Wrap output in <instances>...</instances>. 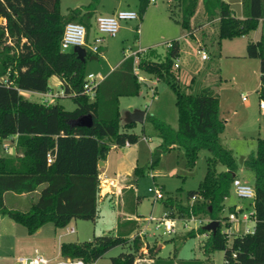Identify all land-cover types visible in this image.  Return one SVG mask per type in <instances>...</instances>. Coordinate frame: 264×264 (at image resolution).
Returning a JSON list of instances; mask_svg holds the SVG:
<instances>
[{
  "label": "trees",
  "instance_id": "16d2710c",
  "mask_svg": "<svg viewBox=\"0 0 264 264\" xmlns=\"http://www.w3.org/2000/svg\"><path fill=\"white\" fill-rule=\"evenodd\" d=\"M169 1V18L188 36H192L191 19L199 3L208 22L217 21L219 40L246 37L264 20V0H242V18L236 17L224 0ZM99 3L100 0H89L86 6L63 15L60 0H0V79H6L0 80V143L16 137L17 151L15 156L0 157V216L24 227L29 236L49 223L64 229L72 220L94 221L100 185L98 163L105 161L112 146L135 144L139 138L130 132L137 123H124L119 109L120 98L135 97L141 89L134 73V57H125L98 84L94 98L90 99L83 84L87 60L94 54L87 50L82 61L72 49H60L64 27L70 22L83 25L86 42L93 43L96 34L92 35L91 19ZM148 5L149 0H138L139 19ZM245 49L247 58L259 60L258 95L259 101L264 102V36L256 42L248 41ZM147 52L159 58L155 50ZM179 55V41L173 40L162 60L143 57L137 62L139 71L163 80L174 93L177 128L153 114L145 115L142 134L144 123L149 124L161 144L151 153L147 166L134 168L133 183L153 170L171 147L182 152L187 168L195 166L200 151L208 152L204 178L196 190L187 192L186 203L168 197L163 205L176 213V218L189 220L206 215L210 221H219L215 234L204 231L203 226L187 233L191 238L207 235L202 245L207 259L213 252L223 251L225 264H264V138L256 140L255 151L243 161L244 168L254 175V233L232 236L229 242L228 235L221 231V220L225 221L226 215L235 210V205H227V200L238 167L233 152L221 143L225 124L220 118L218 97L208 90L186 93L180 87L177 68L174 69ZM50 78L60 81L63 94L75 105L74 110L67 111L58 103L32 102L22 96L21 92L51 93ZM84 115L92 118L90 128L70 125ZM48 155L51 163H47ZM218 166L223 170L219 171ZM5 194L36 196L28 210L21 212L5 205ZM170 217L173 218L172 213ZM139 242L136 238L105 235L92 241L61 243L59 253L72 262L94 264L110 250L127 247V252L111 257L110 262L135 264ZM152 252L149 249L148 255ZM180 264L202 263L192 259Z\"/></svg>",
  "mask_w": 264,
  "mask_h": 264
},
{
  "label": "rangeland",
  "instance_id": "374dc122",
  "mask_svg": "<svg viewBox=\"0 0 264 264\" xmlns=\"http://www.w3.org/2000/svg\"><path fill=\"white\" fill-rule=\"evenodd\" d=\"M122 1L123 4L126 2L127 4L135 3V0ZM88 3L89 0H60L61 12L63 15H67L69 10L86 6ZM226 3L230 5L236 17H243L242 0H226ZM103 4L105 8H110L115 6L116 2L115 0H103ZM101 5L102 1L100 0L96 12L91 19V23L93 24L92 35H97L95 19L96 15L103 14ZM168 5H171L169 0H155V3L148 5L150 14L145 25H143L140 19L121 22L120 25L122 27H130V31L120 35L121 32L119 29L116 34L117 37L103 36L102 45L105 43L107 45L112 44V48L108 49L111 53L110 57L116 55L117 58H123L125 55L138 52V61L143 57L151 61L162 60L168 43L173 40L178 41V39H174L173 36H175V34L184 35L187 33L179 24L173 20H168ZM123 6L125 7L126 5ZM156 9L159 12H156ZM197 9L196 17L193 21L195 29H198L195 38L198 40V49L206 51L209 59L206 62L201 60V54L197 53L196 50V39L186 34L187 36L181 43V76L180 80H177L180 87L186 93L200 92L198 90L194 91V89L205 73L209 72L212 74V78H215L216 81L219 82V88L222 90L223 96L230 102L228 108L229 114L237 112V117H234V119L235 121L242 119L243 125V127H241V133L238 135L237 133H233L232 127H229L227 134L222 136L221 143L224 147L227 149L230 148L233 152L238 167L236 173L237 179L239 178L240 181L249 186H253L254 175L250 170L244 168L243 161L250 152L256 149L257 131L260 127L262 128V132L264 131V114L260 115L259 113V61L257 59L245 58L244 55L246 54L245 48L248 41L252 40L256 42L264 36V21L259 24L256 30L249 33L245 38L237 37L219 40L217 37V21L208 22L203 13L201 3H199ZM161 13L165 15L164 20L158 19V17H161ZM206 23L208 25L204 29L202 24ZM213 26L216 28L214 35L212 34ZM137 27L141 33H137ZM201 27L202 29H200ZM91 42L92 40L89 44H91ZM150 50H155L159 58L149 56L147 51ZM100 58L101 57H99V61H102ZM87 63L92 65L93 63H97V61H90L88 59ZM176 64L177 62L175 61L174 69H176ZM195 70H198L200 74L198 75L195 73ZM87 71L89 70L87 69ZM178 73L177 69V77H179ZM137 74L138 76H143L147 81L145 83L139 82L141 89L137 96L120 98L119 109L122 118L124 119L128 108L132 107L142 110L146 114H153L155 117L164 120L168 125L176 129L177 112L175 108V95L172 90L163 80H159L157 77L149 76L141 71H138ZM191 81H193V84H191ZM48 84L52 89L51 97L52 95H56L52 100L49 99V103H58L67 111L75 109L73 102L63 94L58 79L50 78ZM21 93L22 96L29 101L44 102V99L37 94ZM243 97L246 99L245 101L242 100ZM133 129L135 133L140 136L143 135L141 131L142 124L137 123ZM143 129L146 136H150V142L148 143L150 150L148 149L147 143L145 144L143 141L139 143V167H145L150 163L151 152L156 149L157 143L161 141L156 136V133H154L155 130H153L149 124L144 123ZM262 132L260 131V134L264 136ZM226 135H229V137L226 138ZM121 152L126 151L114 150L110 154L111 159L115 158L114 155H117L116 153ZM208 157H210L208 152L200 151L195 166L193 168H187L182 152L175 148L165 153L153 170L135 179L134 191H130L129 196L136 194L140 197L141 201L140 204L137 205V211L144 216V218L149 219L151 217L154 220L168 212L169 214L172 213L173 219L176 220L174 233H166L163 227H157V223L151 221L146 222L143 220L140 222L141 224L136 225V233L129 238L130 240L136 238L140 241L138 244L139 251L135 254V264L140 263V261L146 257H153V259H155L156 255L162 250V244L167 245L166 251H169V253H167V255L165 252L163 257H158L161 262L179 261L181 260L180 258H182L186 260L198 259L202 264H223V251L213 252L208 259L204 256L202 245L207 239L206 234L196 235L193 238L187 236L190 230L197 229L200 226L210 223L211 221L208 216L201 215L194 217V220L190 219L188 222V227H184L183 224L185 222L183 217L176 218L177 214L169 211L163 205V202L168 197H174L180 200L181 203H186L187 192L196 190L200 181L204 178L206 172V159ZM218 170H223V167L218 166ZM148 189H159L161 191V197L155 198V193L148 192ZM192 203L193 201L190 202V205ZM249 203L250 201L241 200L233 195V193L230 194L227 200V205H241L246 208L247 212L252 210ZM18 204L16 209L21 208L20 210L25 212L24 206L26 200H20ZM223 215H226L225 211ZM114 222V213L110 209L108 200H105L101 203L94 221L77 220V224L74 226L76 235L64 240L72 238L75 241L85 242L92 241L95 237L101 236L104 232L106 234H113ZM244 225L252 227L251 222L247 224H232L230 227L222 225L221 231L227 234L233 233L237 235L242 232ZM16 227H18L22 233H26L24 227L20 225ZM63 233H65V231H63ZM17 235V238L11 239L10 230L0 227V264H12L18 254H22V250H25V253L28 251L33 252L35 242L30 241L28 243L23 236ZM231 240L232 237L229 236V241ZM41 243L45 244L44 247L47 258L55 257L58 254L57 244L53 240L51 241L48 239ZM149 249L153 250L150 256L148 255ZM127 251V247H116L110 250L99 264H111V257H116L120 253ZM56 257L54 262H65L62 256Z\"/></svg>",
  "mask_w": 264,
  "mask_h": 264
},
{
  "label": "crops",
  "instance_id": "0c3cea01",
  "mask_svg": "<svg viewBox=\"0 0 264 264\" xmlns=\"http://www.w3.org/2000/svg\"><path fill=\"white\" fill-rule=\"evenodd\" d=\"M101 1H102L101 10H102L103 14L96 15V17L100 16V15L108 16V15L115 13L118 10H134V11H137V9H138V0L137 1L135 0L134 4H127V2L125 4H123L122 0H115L116 5L113 7H110V8H105V6L103 4V0H101ZM224 1L226 2V0H224ZM123 5H126V6L124 7ZM156 12H159V11H157V9H156ZM196 13H197V11H196ZM196 13L193 16V18L191 19L192 36H189V37H192V38H195V34L198 32L197 31L198 29H195L194 24H193L194 18L196 17ZM149 14H150V9L148 7L145 11L143 18L140 19V21L143 23V25H145L146 22L148 21ZM152 14H154V13H152ZM156 15H158V14H156ZM160 16L161 17H158V19L164 20L165 15L163 13H161ZM240 18H242V17H240ZM168 20H171L169 18V16H168ZM202 25H203L202 27L205 29L208 24L206 23V24H202ZM202 27L200 29H202ZM130 29H131L130 27H124V26L122 27L121 26L120 27V32H121L120 35H122L123 33L124 34L127 33L128 31H130ZM136 29L138 30L137 33H141L140 30L138 29V27ZM215 29H216L215 26H213L212 27V34L213 35L215 32ZM186 34L188 35V33H186ZM186 34H184V35H180V34L176 35L175 34V36H173L174 39H178L179 44H180V55H179V58L176 60V62H177L176 65H177V69L179 72L178 73L179 74V77H178L179 80H180V76H181L180 75V69H181V63H182L181 43H182V40L187 36ZM241 38H245V37H241ZM195 39H196V50L198 53V51H199L198 40H197V38H195ZM111 48H112V44L107 45L105 43L104 45L101 46L100 53L92 56V57H96V60H91L89 58L90 61H97V63H93L92 65H89L87 63L86 64V74H93L96 77H99L101 80H103L109 73H111L115 68H117L119 66V64L123 61V59L125 57L130 56V55H125L123 58H117L115 55L113 57H110L111 53L108 51V49H111ZM204 52L206 53V51H204ZM132 54H134V53H132ZM99 57H101L100 59L102 61H99ZM244 57L247 58L245 55H244ZM208 59H209V56H208ZM208 59L207 60L201 59V60L206 62V61H208ZM259 66H260V64H259ZM87 69L89 71H87ZM195 73H197L198 75L200 74L198 70L197 71L195 70ZM191 84H193V81H191ZM219 85H220L219 82L216 81L215 78H212V74H210L208 72V73H205L202 78H200V81L198 82V85L194 89V91L198 90V91L202 92V91L208 90L209 92H211L212 94H214L218 97L219 109H220V118L224 121V124H225V130L220 136V138L222 139V136L227 134V132H228L227 130L229 127H232L233 133H235V134L237 133V135H238L241 133V127H243V125H242V119L239 121H235V119H234V117H237V115H236L237 112H233L232 114H229L230 112H229L228 108L230 106V102L228 101V99L226 97L223 96V92L219 88ZM25 93H30V92H25ZM119 102H120V99H119ZM129 110H135V109L130 107V108H128L127 111H129ZM259 113H260V115H262V114H264V111L259 108ZM145 115H146V113H145ZM232 123H233V125H232ZM260 131L262 132L261 127L257 131V139H263L264 138V136H262L260 134ZM130 132L135 133L134 129L130 130ZM262 133L264 135V131ZM135 134H137V133H135ZM228 137H229V135H226V138H228ZM141 141H143L145 144L147 143L148 149L150 150V147L148 145V143L150 142V136H146V134H144L142 136L139 135L138 141L135 144L125 145L121 148H117L115 146H112V148H111L110 152L108 153L105 161L102 162V164L98 163V170H99L98 179H99L100 184H102V185H100V191H99V195H98L97 213L99 211V207H100L101 203L104 202L105 200H108L110 209L113 211L114 218H115L114 228H113L114 233L113 234H109V233L106 234L104 232L101 234V236L108 235V236H121V237H125V238H131L136 233V225L141 224L140 222L143 220L146 221V218H144V216H142L137 211V209H138L137 205L140 204V201H141L140 197L137 196L136 194L129 196V192L134 191V187H135V183H133V180H132V172H133L134 168L139 167L138 165H139V160H140V156H139L140 154L138 151L139 150L138 145ZM160 144H161V141H159L157 143L156 148ZM172 149H175V148L171 147L170 150H172ZM228 149L231 150L230 148H228ZM114 150H120V151H126V152L116 153L117 155H114L115 158L111 159L110 154ZM16 152H17L16 151V137H9L0 143V157H2V156H15ZM35 196H36L35 194H33V195L5 194L4 202H5V205L9 209L23 212L22 210H20L21 208L16 209L17 205H19L18 201L26 200V204L24 206V209H25V211H27L31 202L35 199ZM232 205H236V204H232ZM76 224H77V220H72L66 228L56 229L53 226V224L49 223V224L42 226L35 234L29 236L27 234V232L22 233V231H20V229L18 227H16L18 224L13 222L9 217L0 216V227L8 228L10 230L11 239L17 238V236H18L17 234H19V235L23 236V238H25L28 243L30 241L35 242L34 247H33V252L28 251L25 253V250L24 251L22 250V254H18V256L14 259L12 264H16L17 259L20 257H33L35 254H40V255H43L46 257V251H45V247H44L45 244H43L41 242L44 240H48V239L56 242L57 248H58V254L56 256H60L59 247H60L61 243H66V242L80 243L79 241H77V240L75 241L72 238H70L72 240H70V239L64 240V239H67L68 237L76 235V230L74 228V226H76ZM70 229H73L74 232L69 233L68 230H70ZM63 231H65V233H63ZM161 247H162V250H161V252H159L156 255L155 259H153V257L152 258L146 257L143 260H141L140 263H138V264H178V263L180 264V261L192 260V259L186 260V259L180 258L181 260H179V261L161 262V261H159L160 259H158V257L159 258L163 257V254H165V252H166V254L169 253V251H166V249H167L166 244H162ZM56 256L52 257V258L51 257H49V258L46 257V258L53 261L54 264H74V262H72L68 258H64L65 262H63V261L54 262V260L57 258ZM102 259H99L94 264H99V262Z\"/></svg>",
  "mask_w": 264,
  "mask_h": 264
},
{
  "label": "built area",
  "instance_id": "2783aa9c",
  "mask_svg": "<svg viewBox=\"0 0 264 264\" xmlns=\"http://www.w3.org/2000/svg\"><path fill=\"white\" fill-rule=\"evenodd\" d=\"M149 3H155V0H149ZM139 20V16L137 11L134 10H118L115 13L108 15V16H97L95 19V25H96V31L97 35L95 39L93 40L92 44H88L86 42V29L83 25L76 23V22H70L67 23L64 27L63 34L60 41V49L62 51L70 50L74 47H81L84 48L87 52L89 50L92 54L97 55L100 53V49L103 43V36L108 37H115L118 33L121 22L125 21H134ZM138 31V30H137ZM198 53L201 54L202 60H207L208 56L203 50H199ZM134 57V73L137 75L138 82L145 83L147 80L143 76H138V68H137V62L138 57H136V53L132 54ZM177 68V65L175 66ZM1 82H6V79H0ZM102 80L99 77H96L93 74H87L84 80L83 84V91L86 95L90 97V99L94 98L95 90L98 84ZM37 94L39 97H42L44 99L43 103H49V99H53L56 97V95H52L51 93L46 94ZM243 101L246 99L243 97ZM259 108L264 111V102L259 101ZM128 145V144H126ZM51 156H47V163H51ZM152 176V175H151ZM148 192H154L155 198L161 197V191L159 189H148ZM231 192L233 195H235L237 198L241 200H248L250 201L249 205L252 207V210L247 212L246 208L243 206L235 205V210L233 213L227 214V219L225 221H222V225H225L228 223L230 226L232 224H247L249 222L252 223V227L244 225L243 230L241 233L237 235H245V234H253L255 229V219H254V199H255V191L253 186H249L248 184L240 181L239 179H235L232 183V189ZM194 200V199H193ZM227 200V199H226ZM191 220H194V217L190 218ZM184 219V227H188V222L190 221ZM146 221H151L157 223V227H163L166 233H174L175 227H176V220L170 217V214L164 213L161 217L154 220L153 218L146 219ZM219 222V221H218ZM229 226V227H230ZM69 233H73L74 230L70 229L68 230ZM225 233V232H224ZM227 234V233H226ZM229 236H235V234H227ZM230 242V241H229ZM233 256H235L233 254ZM17 264H54L50 259H47L45 256L40 254H35L33 257H20L17 259ZM74 264H84L81 261H76ZM223 264H225L223 262Z\"/></svg>",
  "mask_w": 264,
  "mask_h": 264
},
{
  "label": "water",
  "instance_id": "95a60500",
  "mask_svg": "<svg viewBox=\"0 0 264 264\" xmlns=\"http://www.w3.org/2000/svg\"><path fill=\"white\" fill-rule=\"evenodd\" d=\"M73 52L77 55V57L84 61L86 58V50L81 47H74ZM91 60H96V57H90ZM145 112L142 110H129L125 113V117L123 119L124 123H138L142 124L144 122ZM72 127H85L90 128L92 126V118L90 115L80 116L77 119L70 122ZM102 164V162H99ZM219 227L218 221H211L210 223L204 225L202 228L206 232H211L212 234L216 233L217 228ZM17 264V263H16Z\"/></svg>",
  "mask_w": 264,
  "mask_h": 264
}]
</instances>
